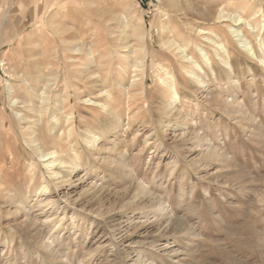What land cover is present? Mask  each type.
I'll return each mask as SVG.
<instances>
[{
	"label": "rangeland",
	"instance_id": "1",
	"mask_svg": "<svg viewBox=\"0 0 264 264\" xmlns=\"http://www.w3.org/2000/svg\"><path fill=\"white\" fill-rule=\"evenodd\" d=\"M181 1L189 10L171 0H0V264H129L136 253L143 264H264V64L228 28L263 56L264 0ZM224 9L252 25L222 21ZM200 28L226 43L230 75ZM174 41L205 68L202 87ZM170 74L176 102L161 83ZM96 96L109 111L85 101ZM18 112L42 123L34 134L63 169L79 162L71 182L59 184L32 151L34 128Z\"/></svg>",
	"mask_w": 264,
	"mask_h": 264
},
{
	"label": "bare ground",
	"instance_id": "2",
	"mask_svg": "<svg viewBox=\"0 0 264 264\" xmlns=\"http://www.w3.org/2000/svg\"><path fill=\"white\" fill-rule=\"evenodd\" d=\"M160 1H162V0H160ZM172 1V4L175 6V7H179V9H181V10H184V9H187V10H189L188 8H190V3H186V2H182L181 0L180 1H178V0H171ZM184 1V0H183ZM210 3H212V2H210ZM64 5V4H63ZM207 5V4H206ZM260 5V4H259ZM170 9V8H169ZM192 9H194V7L192 8ZM211 9H213V8H211ZM218 9V8H217ZM214 10V9H213ZM220 10V9H219ZM186 11V10H185ZM205 11L206 10H204V13H205ZM209 11H211V10H209ZM215 11V10H214ZM176 12V11H175ZM180 12V11H179ZM184 12V11H183ZM188 12V11H187ZM203 12V11H202ZM182 13V12H181ZM180 13V14H181ZM185 13V12H184ZM183 13V14H184ZM189 13V12H188ZM187 13V14H188ZM190 13H191V11H190ZM57 14V13H56ZM205 14H207V13H205ZM210 14V13H209ZM211 14H212V12H211ZM219 15H218V18H223V20L222 21H228L229 20V18H232V20L234 19L237 23H238V26L239 25H241L243 22H245V23H248L249 25H252V23L250 22V20H247L246 18H243V16L242 15H240V14H238V16L237 17H235V16H233L232 17V15L231 14H229V13H227L226 12V10L224 9V10H221V12H219L218 13ZM255 14H257V12L255 13ZM188 15H190V14H188ZM237 15V14H236ZM120 16V15H119ZM125 16V15H124ZM205 16H209L208 14L207 15H205ZM211 16V15H210ZM75 17V16H74ZM118 17V16H117ZM116 17V18H117ZM120 18V17H119ZM201 18H203V17H201ZM205 18V17H204ZM217 18V19H218ZM43 19V18H42ZM73 19V18H72ZM76 19V18H75ZM78 19V18H77ZM125 20H126V18H124ZM208 19V18H207ZM103 20H104V18H103ZM102 20V21H103ZM125 20H123V21H125ZM23 21V20H22ZM71 21V20H70ZM83 21V20H82ZM36 22H37V20H36ZM39 22V21H38ZM37 22V23H38ZM94 22V21H93ZM126 22V21H125ZM220 22V21H219ZM36 23V24H37ZM102 23V22H101ZM106 23V22H105ZM182 23V22H181ZM180 23V24H181ZM205 23V22H204ZM208 23V22H207ZM263 23V22H262ZM13 24V23H12ZM41 24V23H40ZM43 24V23H42ZM53 24V23H52ZM104 24V23H103ZM202 24V23H201ZM44 25V24H43ZM105 25H107V24H105ZM184 25V24H183ZM224 25V24H223ZM263 25V24H262ZM126 26H127V23H126ZM200 26H202V25H200ZM73 27V26H72ZM128 27V26H127ZM182 27V26H181ZM254 27V26H253ZM53 29H54V27H52ZM59 28V27H58ZM194 28H196V27H194ZM228 28L231 30V34H233V37H236L237 38V40H239V42L241 43V46H242V48L244 49V51L248 54V55H250L251 57H253V58H256V59H259L260 60V63H261V61H262V63L264 64V54H263V56H259L258 54H257V52H256V50H255V48H254V45H253V43H252V38H250L249 36H248V34L244 31V30H241L240 29V27H234L232 24L231 25H229L228 26ZM17 29V28H16ZM57 29V28H56ZM166 29H168V28H166ZM197 29V28H196ZM58 30V29H57ZM60 30V29H59ZM196 32V31H195ZM90 33V32H89ZM129 33V32H128ZM127 33V34H128ZM194 33V32H193ZM197 33H198V35H203V37L207 40V42L208 43H210V45H213V47H214V50H215V53L217 52V57H218V59H219V62L221 61V65H222V68L226 71V72H228L229 73V75L234 71V67H233V62H232V60H231V55H230V52H229V49H228V47H227V45H226V43L225 42H223V40H222V38H221V36L219 35V33L217 32V31H215V30H212V29H203V28H200L199 30H197ZM253 33V32H252ZM44 34V33H43ZM135 34V33H134ZM230 34V33H229ZM230 34V35H231ZM254 34V33H253ZM28 35V34H27ZM124 35H126V34H124ZM45 36V35H44ZM65 36V35H64ZM77 36V35H76ZM128 36V35H127ZM126 36V37H127ZM256 36V35H255ZM66 37V36H65ZM75 38V37H74ZM256 38V37H255ZM69 39V38H68ZM229 39V38H228ZM258 39V38H257ZM173 40V39H172ZM190 40V39H189ZM192 40V39H191ZM74 41V40H73ZM76 42V41H75ZM261 42V41H260ZM259 43V42H258ZM257 43V44H258ZM174 44L176 45V49H177V55H178V57H179V59H180V61H181V63L183 64V65H185L186 63L190 66V67H186V69H188V71H186L185 73L189 76V77H191L192 79L194 78L195 80H196V82L198 83V84H200L201 86L200 87H202V84H204L205 82V80L200 76V75H198V73L197 72H204V67L201 65V63L199 62V60L194 56V55H192L193 53H190L189 52V43L188 42H186L185 44H183V45H181V44H179L178 42H176V41H174L173 42V47H174ZM131 45L132 44H130V45H128L129 46V48L131 47ZM143 45V44H142ZM126 47H127V45H126ZM196 47H198L199 48V51H200V53H201V56H202V59H203V61L209 66V65H211V58H210V56H209V54H208V52L205 50V48L204 47H202V46H200V45H198V46H196ZM261 47L262 48H260V49H263V51H264V39H263V41L261 42ZM79 48H80V46H79ZM110 48V47H109ZM123 48H125V47H123ZM122 48V49H123ZM132 48V47H131ZM130 48V49H131ZM172 48V47H171ZM72 50V49H71ZM91 50V49H90ZM113 50V49H112ZM132 50V49H131ZM77 51V50H76ZM114 51V50H113ZM134 51V50H133ZM262 51V50H261ZM261 51H260V53H261ZM80 52H81V50H80ZM128 52H131V51H129L128 50ZM244 52V53H245ZM72 53H73V51H72ZM82 53H83V51H82ZM90 55H92L91 54V52H90ZM116 55V54H115ZM245 55V54H244ZM262 55V54H261ZM91 57V56H90ZM92 58V57H91ZM99 59V58H98ZM235 59V58H234ZM131 60V59H130ZM129 60V61H130ZM92 61V60H91ZM128 61V62H129ZM176 61V60H175ZM92 62H95V61H92ZM113 63V62H112ZM180 63V62H179ZM90 64H92V63H90ZM94 64V63H93ZM92 64V65H93ZM178 64V63H177ZM162 65V64H161ZM214 65V64H213ZM207 66V67H208ZM219 67H220V65H218ZM154 67H155V65H154ZM192 67V68H191ZM161 68H162V66H161ZM102 69V68H101ZM91 70V69H90ZM264 70V69H263ZM86 71V70H85ZM124 71V70H123ZM84 72V71H83ZM167 72H168V70H167ZM144 73H146V72H144ZM205 73V72H204ZM70 74V73H69ZM87 75V74H86ZM89 76H86L87 78L89 77V78H96V80H95V85L94 86H96V87H98L99 88V94H101V95H107L108 97L109 96H111V94L110 93H108L107 92V90H105L104 88H103V85H101L102 87H100V84H102V83H98V80H97V76H99V75H97L96 73H89L88 74ZM202 75H204V74H202ZM167 76H169L168 77V79H161V83H162V85H163V87L164 88H168V87H170V89H168L167 90V92H170L171 94H172V96H173V98H174V102H176V101H178V98L179 97H177L179 94H178V91L176 90V88H175V78H174V75L173 74H170V75H167ZM85 78V77H84ZM83 78V79H84ZM86 78V79H87ZM88 78V79H89ZM35 79V78H34ZM39 79V78H38ZM101 79V78H100ZM85 80V79H84ZM102 80V79H101ZM112 80V79H111ZM195 80H193V81H195ZM37 81V80H36ZM74 81V80H73ZM81 81H82V79H81ZM87 81V80H86ZM85 81V82H86ZM103 81V80H102ZM231 81V80H230ZM238 81V80H237ZM46 82V81H45ZM84 82V81H83ZM89 82V81H88ZM233 82L235 83V80H233ZM36 83V82H35ZM54 83V82H53ZM189 83V82H188ZM237 83V82H236ZM47 85V84H46ZM121 85H124V84H121ZM29 86V85H28ZM34 86V85H33ZM124 87V86H123ZM26 88V87H25ZM52 89H53V87H52ZM28 90V89H27ZM23 92V91H22ZM27 92V91H26ZM35 92V91H34ZM44 92V91H43ZM48 93V92H47ZM218 94V93H217ZM95 96V95H94ZM211 96V95H210ZM214 96V95H213ZM220 96V95H219ZM222 96V95H221ZM233 96V95H232ZM26 97V96H25ZM112 97V96H111ZM214 97H216V96H214ZM225 97V96H224ZM93 98H94V100L95 101H93V103H91V104H93V106L95 107V106H97V107H101L102 109H103V111H109V108H108V105H106L104 102H102V101H100V100H98L97 99V96L96 97H92V98H86L85 99V101H91V100H93ZM221 98V97H220ZM18 99V98H17ZM25 99V98H24ZM111 99V98H110ZM216 99H219V97H217ZM224 99V98H223ZM36 100V99H35ZM39 100V99H38ZM37 100V101H38ZM171 100V99H170ZM222 102H224L222 99H220ZM225 100V99H224ZM217 101V100H216ZM229 101V100H228ZM92 102V101H91ZM217 102H219V101H217ZM239 102V101H238ZM21 103V102H20ZM38 103H41L40 101L38 102ZM234 103V102H233ZM232 103V104H233ZM235 103H237V102H235ZM35 104V103H34ZM44 104V103H43ZM59 104V103H58ZM90 104V103H89ZM175 104V103H174ZM224 104V103H223ZM226 104H228V103H226ZM229 104H231V102H229ZM228 104V105H229ZM239 104H240V102L238 103V105H234V107H235V109L237 108V106L239 107ZM242 104V103H241ZM40 105V104H39ZM220 105H221V103H220ZM41 106V105H40ZM162 106V105H161ZM111 107V106H110ZM222 107V106H221ZM228 107V106H227ZM231 107V106H230ZM229 107V108H230ZM43 108V112H45L44 111V107H42ZM41 108V109H42ZM228 108V109H229ZM232 108V107H231ZM240 108V107H239ZM39 109V108H38ZM241 109V108H240ZM240 109H237V111H240ZM26 110V109H25ZM27 112V111H26ZM58 112V111H57ZM241 112V111H240ZM240 112H237V113H240ZM243 112H245V111H243ZM242 112V113H243ZM32 113V112H31ZM39 113H40V111H39ZM246 113V112H245ZM245 113H243L244 115H245ZM40 114H42V113H40ZM17 115L18 116H20L19 117V123L20 124H22V128L26 131V130H32V128H34V130H32V131H30V134H33V136H31V138H30V145H31V147H32V151H35V152H37V153H39L40 155V157H41V159L44 161V162H46V166L49 168V170H50V173H51V175H59V179H60V181H59V184L60 183H69V182H71L72 181V175H73V173L75 172V170L79 167L77 164L79 163L78 161H76V162H78L77 164H76V162L75 163H68V164H70V166H69V168L67 169V168H62L60 165H62V164H64L65 162V160L63 161L61 158H58V153L59 152H57L56 150H54L55 148H53V150L54 151H47V152H45V151H43L42 150V146H41V141H42V139L41 138H39L38 137V135L37 134H34L36 131H37V128L36 127H39L38 125L41 123L40 121H39V124L37 123V118H36V116H35V118L36 119H33V116H31V115H23V114H19V112L17 113ZM33 115V114H32ZM37 115V114H36ZM240 115V114H239ZM243 115V116H244ZM252 116V115H251ZM47 117V116H46ZM249 117V116H248ZM39 118H40V116H39ZM53 119H55L56 120V118H53ZM114 119V118H113ZM248 119V118H247ZM43 120V119H42ZM67 120V119H66ZM118 119H116L115 121H117ZM51 121V120H50ZM57 121H55V122H53V123H56ZM50 123V122H49ZM115 123V122H114ZM19 124V125H20ZM42 124V123H41ZM49 126H51V124L49 125ZM66 126V125H65ZM42 127V126H41ZM51 127H54V126H51ZM36 128V129H35ZM112 128H113V126H112ZM54 129V128H53ZM52 129V130H53ZM58 129V128H57ZM56 129V130H57ZM51 130V129H50ZM49 130V131H50ZM48 131L49 133H50V135L52 134V132L53 131ZM55 130V131H56ZM58 130H60V129H58ZM62 130V129H61ZM17 131H15V133H16ZM40 132V131H39ZM47 132V133H48ZM106 132V131H105ZM27 133V132H26ZM41 133H43V132H41ZM60 133V132H59ZM61 133H63V132H61ZM107 133V132H106ZM44 134H45V132H44ZM101 134V133H100ZM100 134L98 135L97 133L96 134H94V135H85L84 137H83V141L85 142V143H91V141H92V143L93 142H96L99 138H101L100 137ZM42 135V134H41ZM49 135V134H48ZM47 135V136H48ZM59 135V134H58ZM67 135V134H66ZM102 135V134H101ZM103 135H105V134H103ZM53 136L54 137H56L57 135H56V133H53ZM60 136V135H59ZM63 136V135H62ZM202 136V135H201ZM64 137H65V135H64ZM90 137H93V139H90ZM198 137V136H197ZM26 138V137H25ZM43 138V137H42ZM44 138H45V136H44ZM47 138V137H46ZM53 138V137H52ZM63 138V137H62ZM67 138H69V137H67ZM203 138V136L200 138V137H198V139H200V141H201V139ZM48 140H49V138H47ZM57 139H59V138H57ZM46 140V139H45ZM44 141V139H43V144H44V142H49V141ZM55 140V139H54ZM51 141V140H50ZM56 141H58V140H56ZM61 141V140H60ZM113 141V140H112ZM148 141V140H147ZM54 143V142H53ZM58 143V142H57ZM94 144V143H93ZM111 144V143H110ZM24 145V144H23ZM46 145V144H45ZM72 145V144H71ZM99 145V144H98ZM98 145H93V146H89V150H91V152H92V154L93 153H97L98 151H100L101 149L99 148V146ZM102 145V144H101ZM104 146V145H103ZM197 147V146H196ZM45 148H46V146H45ZM44 148V149H45ZM114 148V147H113ZM49 149V148H48ZM100 149V150H99ZM9 150V149H8ZM50 150V149H49ZM102 150H103V148H102ZM101 150V151H102ZM71 151V150H70ZM212 151V150H211ZM118 152V151H117ZM209 152V151H208ZM14 153V152H13ZM37 153H35V155L37 154ZM61 153V152H60ZM74 153V152H73ZM72 153V154H73ZM206 153V152H205ZM210 153V152H209ZM219 153V152H218ZM29 154V153H28ZM85 154V153H84ZM212 154H213V151H212ZM215 154H217V152L216 153H214V155ZM34 155V156H35ZM118 155V154H117ZM198 155V154H197ZM218 155V154H217ZM223 155H225V154H223ZM222 155V156H223ZM38 156V157H39ZM61 156V155H60ZM16 157V156H15ZM63 157H65V156H63ZM104 157V156H103ZM194 157V156H193ZM91 158V157H90ZM212 158H213V156H212ZM223 158V157H222ZM231 158V157H230ZM33 159V158H32ZM78 159V158H77ZM76 159V160H77ZM108 159V158H107ZM110 159V158H109ZM70 160H72V159H70ZM104 160H105V158H104ZM113 160H114V158H113ZM204 160V159H203ZM126 160L124 159V163H126L125 162ZM221 161V160H220ZM68 162V161H67ZM67 164V163H66ZM103 164V163H102ZM65 165V164H64ZM108 165V164H107ZM119 165V164H118ZM117 165V166H118ZM63 166V165H62ZM103 166V165H102ZM116 166V165H115ZM65 167V166H64ZM128 167V166H127ZM126 167V168H127ZM204 167V166H203ZM202 167V168H203ZM60 168H62V169H60ZM108 168V167H107ZM123 168H125V167H123ZM58 169H60V170H58ZM121 169V168H120ZM9 170H10V168H9ZM31 170V169H30ZM105 170V169H104ZM126 170V169H125ZM122 171V170H121ZM130 171V170H129ZM129 171H128V173H129ZM124 172V171H123ZM53 179V178H52ZM82 179V178H81ZM80 180V179H79ZM85 180V179H84ZM46 182V181H45ZM53 182V181H52ZM140 184V183H139ZM138 184V185H139ZM137 185V184H136ZM145 185V184H144ZM140 186V185H139ZM143 186V185H142ZM95 187V186H94ZM138 187V186H137ZM104 188V187H103ZM142 188V187H141ZM44 189H47L46 187L45 188H42V190H44ZM51 189V188H50ZM139 189V188H138ZM39 190V189H38ZM41 190V189H40ZM53 190V189H52ZM51 190V191H52ZM142 190H144L143 188H142ZM55 191V190H54ZM101 191V190H100ZM136 191H138L137 189H136ZM6 192H8V191H6ZM38 193V192H37ZM41 193V192H40ZM150 193V192H149ZM42 195V194H41ZM147 196V195H146ZM14 198V197H13ZM65 198V197H64ZM135 199V198H134ZM54 200H56L55 198H54ZM154 200V199H153ZM53 200H49V202L51 203ZM136 201V200H135ZM70 203V202H69ZM59 204V203H58ZM57 204V205H58ZM137 204V203H136ZM13 205V204H12ZM42 205V204H41ZM52 205V204H51ZM56 205V206H57ZM48 206V205H47ZM137 206V205H136ZM60 207V206H59ZM132 207V206H131ZM58 208V207H57ZM83 208V207H82ZM125 208V207H124ZM92 209V208H91ZM157 209V208H156ZM158 210V209H157ZM162 211V210H161ZM97 213V212H96ZM103 216V215H102ZM132 216H130V218H131ZM173 219V218H172ZM167 220H169V219H167ZM171 220V219H170ZM158 221V220H157ZM166 221V220H165ZM160 223V222H159ZM118 224V223H117ZM179 224V223H178ZM23 225V224H22ZM125 225V224H124ZM139 225V224H138ZM165 225V224H164ZM30 228H31V226H30ZM136 228H138V227H136ZM182 228V227H181ZM125 230V229H124ZM26 231V230H25ZM116 231V230H115ZM24 232V231H23ZM118 232V231H117ZM128 232V231H127ZM124 233V232H123ZM133 233V232H132ZM135 233V232H134ZM122 234V233H121ZM120 234V235H121ZM258 234V233H257ZM36 235V234H35ZM115 235V234H114ZM260 235V234H259ZM128 236V235H127ZM46 237V236H45ZM189 237V236H188ZM27 238V237H26ZM193 238V237H192ZM31 239V238H30ZM27 240H28V238H27ZM41 240V239H40ZM121 240V239H120ZM126 240V239H125ZM258 240V239H257ZM261 240V239H260ZM22 241V240H21ZM51 241V240H50ZM118 242V241H117ZM110 244V243H109ZM131 244V243H130ZM48 245V244H47ZM112 245V244H111ZM128 245V244H127ZM152 245V244H151ZM116 246V245H115ZM163 247H164V245H162ZM161 246V247H162ZM165 246H166V244H165ZM47 247V246H46ZM167 248H168V246H166ZM49 250V249H48ZM191 252V251H190ZM135 253V252H134ZM56 254V253H55ZM174 254V253H173ZM177 255V254H176ZM196 255V254H195ZM61 257V256H60ZM177 257V256H176ZM194 257V256H193ZM130 261H129V264H143V261H142V255L140 254V253H136V254H130ZM144 259V258H143ZM197 261V260H196ZM120 263V262H119ZM196 264V263H195Z\"/></svg>",
	"mask_w": 264,
	"mask_h": 264
}]
</instances>
